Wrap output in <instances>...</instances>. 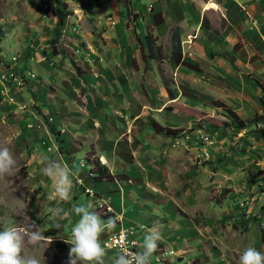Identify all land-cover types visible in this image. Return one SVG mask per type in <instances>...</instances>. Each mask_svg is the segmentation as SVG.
Wrapping results in <instances>:
<instances>
[{"label": "rangeland", "instance_id": "rangeland-1", "mask_svg": "<svg viewBox=\"0 0 264 264\" xmlns=\"http://www.w3.org/2000/svg\"><path fill=\"white\" fill-rule=\"evenodd\" d=\"M57 1L74 12L62 36L66 61L49 52ZM106 2L0 0V72L8 77L0 86V148L8 147L16 161L13 175L0 178V230L35 222L53 238L36 253L40 264H67L71 246L64 240L79 220L71 209L92 202L102 219L118 218L100 237L105 264L117 253L106 247L108 237L126 230L140 251L154 224L161 239L151 264H239L249 246L264 254V139L257 132L264 129V58L246 59L241 39L233 49L220 34L229 28L225 21H208L212 31L205 28L197 40L196 32L183 36L190 64L177 67L164 32L149 26L153 8L130 0L133 16L107 26L109 16L118 21L100 9ZM213 31H220L219 46ZM147 34L161 47L162 75L147 58ZM107 98L124 100L115 125L132 124L134 132L132 140L119 133L115 145L119 158L136 167L131 176L119 167V212L104 197L114 187L102 191L92 180L98 165L114 179L97 155L117 137V130L105 129L111 118L102 119ZM214 101L254 125L225 127L228 119ZM205 125L215 128L209 132ZM157 128L175 131L174 137ZM46 158L59 159L74 174L69 201L47 199L51 181L41 174ZM53 208L69 213L59 230Z\"/></svg>", "mask_w": 264, "mask_h": 264}, {"label": "crops", "instance_id": "crops-1", "mask_svg": "<svg viewBox=\"0 0 264 264\" xmlns=\"http://www.w3.org/2000/svg\"><path fill=\"white\" fill-rule=\"evenodd\" d=\"M73 1V0H71ZM107 2L102 5L100 9L105 10L106 15H112L114 19L118 22H121L123 19L129 17L127 14L126 8L121 4L119 0H106ZM132 4L136 2V5L139 8H143L144 6H148L149 8H153V12L149 17V26L154 30V33L161 31L166 35V39H168L170 50L172 51V31L173 29H178L180 32L181 41L184 35L191 33L193 35L195 32L197 33L196 37H193L197 40L198 35L202 33L205 35L206 31L210 32L211 28L208 25V21L213 23H221V21H225L227 30L225 29L223 32L219 31V33L227 38L228 41L231 42L233 49L238 45V42L241 41L244 43V49L246 56L245 58L248 60H254L257 57V60L260 61V58H264V0H131ZM217 1L214 4L217 6V9H205L206 3ZM107 4V6H106ZM55 4L51 9L53 13V9ZM130 7L132 10V5L130 3ZM54 14V13H53ZM97 10L93 11V17L96 19ZM133 14V10H132ZM205 16V17H204ZM56 19V18H55ZM109 22L103 21L107 26H111L110 21L112 18L109 16ZM203 19H206V22L203 23ZM56 23V20H54ZM113 21V20H112ZM164 25V29H159ZM77 25L75 29L77 30ZM204 27V28H203ZM70 30H72L70 28ZM170 30V32H169ZM212 31V30H211ZM112 31L109 30V33ZM213 39L214 44L218 43L215 39L219 40V33L217 31H213ZM83 36L91 35V32L80 31ZM78 33V34H80ZM149 40L150 44L152 43V48L149 50L147 48L148 60L151 62L152 66L155 67L157 65V70L162 75L164 69L160 66L161 62V47L155 45V43L150 38L149 34L145 36V38ZM256 41V42H255ZM254 43V44H253ZM146 44V39H145ZM204 46V45H203ZM206 46V45H205ZM204 46V47H205ZM63 49L67 52V48L62 46ZM160 47V48H159ZM230 48V47H228ZM223 50V49H221ZM170 51V52H171ZM217 51L213 49L212 54H215ZM224 52V51H223ZM53 57V56H52ZM69 58V53L63 57L62 55L54 56V58ZM31 60V58H30ZM116 62V59H113ZM163 65V63H162ZM247 65V64H246ZM180 65H177V67ZM161 68V71H160ZM111 85V84H110ZM124 101V100H123ZM119 104V100L115 98L105 99L102 107L104 113L102 119L104 120L105 116H109L111 118L112 123L106 124V128H112L117 130L115 141L103 143L102 148L97 151V155L101 160L105 161V166L107 164L108 168L111 170V174L114 176L108 182H101L100 185L102 191H105L111 187H114L115 193H107L105 194V198L107 199V203L116 208L119 212V167L121 168V174H126L127 176H131L136 172V167L131 165L130 163H125L119 158V147L118 150H115V145L119 140V133H122L129 139H133V125L123 124V127L120 128L118 125H115V122L121 123L122 115H116L117 111L125 112L126 106L124 103ZM122 107V108H121ZM110 111V112H109ZM114 112V113H113ZM115 112H117L115 114ZM126 116V115H125ZM126 122H133L134 115L129 111L126 116ZM102 120V122H103ZM137 176L141 177L139 173H136ZM118 177V178H117Z\"/></svg>", "mask_w": 264, "mask_h": 264}, {"label": "clouds", "instance_id": "clouds-1", "mask_svg": "<svg viewBox=\"0 0 264 264\" xmlns=\"http://www.w3.org/2000/svg\"><path fill=\"white\" fill-rule=\"evenodd\" d=\"M16 161L8 147L0 148V178L13 175ZM41 174L51 181V189L47 193L49 201H69L73 189V173L70 168L59 159L46 158ZM54 217L58 220L55 229H61L59 222L69 213L63 209L53 208ZM71 212L79 220L71 229V235L64 242L70 245L67 264H105L106 249L102 246V233L111 232L117 225V217L102 219L99 212L94 210V204L75 205ZM31 221V220H30ZM160 226L154 224L147 230L140 244V251H132L124 243H118V252L111 264H151V257L157 251L158 241L161 239ZM121 233L118 240L123 241ZM52 237H46L44 232L33 221L24 220L14 226L0 230V264H40L36 253L40 249H47ZM134 243V242H133ZM31 253V254H29ZM239 264H264V254L254 247H247L239 257Z\"/></svg>", "mask_w": 264, "mask_h": 264}, {"label": "trees", "instance_id": "trees-1", "mask_svg": "<svg viewBox=\"0 0 264 264\" xmlns=\"http://www.w3.org/2000/svg\"><path fill=\"white\" fill-rule=\"evenodd\" d=\"M76 1V0H73ZM121 2V4H123V6L126 8L127 10V14L129 17H132V10L130 7V0H119ZM53 13L54 16L56 18V23L54 26V35L51 38V40L49 41V52L51 53V55L54 56H58V55H62L63 57H65L67 55V52L65 51V49H63L61 47V43H62V36H63V30L67 25V20L69 17L74 15V12L69 8L68 4L66 2H60L57 1L55 4V7L53 9ZM206 22V19H203V23ZM0 37L2 36V33H0ZM148 37H146V46L147 48H149V50H151L152 48V43L150 44L149 40H147ZM182 41L180 38V32L179 30L173 29L172 31V53L175 55H177L178 59L175 58V64L177 65H183L185 67H188V64H190V61H188L187 59L183 58V52H182ZM222 57V56H220ZM213 105L216 108H219L221 110H223L224 112V117L228 119V122L224 123L225 127H234L237 130H245L246 128H248L251 125H254L255 120H253L252 122H246L244 120H242L239 115L232 110L228 105H226L225 103L222 102H218V101H214ZM257 123V122H256ZM205 130L206 131H211L212 129L215 128V125H205ZM157 130L159 132H163L164 131V135L167 137H174V132L171 129H161V128H157ZM261 134L262 138L264 139V129H261L260 131H257ZM98 167V171L94 172V177H92V180L95 182H102L104 180L106 181H110L111 177H109V173L107 171V169L105 167H100L99 165ZM107 174V176H106Z\"/></svg>", "mask_w": 264, "mask_h": 264}, {"label": "built area", "instance_id": "built-area-1", "mask_svg": "<svg viewBox=\"0 0 264 264\" xmlns=\"http://www.w3.org/2000/svg\"><path fill=\"white\" fill-rule=\"evenodd\" d=\"M110 23H111V25H115L114 21H112V20L110 21ZM7 80H8V77H6L5 74H3V73L0 72V86H3L4 85V82H6ZM86 191H88V190H86ZM107 209H108V211H111L112 210L111 207H107ZM121 233H123L124 236H125V239L123 241L118 240V237H119V235ZM118 243H124V244H126L130 248V250H132V251H138L137 250V248H138L137 241L134 240V238L126 230L120 231L119 233L114 234V235L108 237V239L105 242V245L110 250H113L115 252H118V249L116 247Z\"/></svg>", "mask_w": 264, "mask_h": 264}, {"label": "bare ground", "instance_id": "bare-ground-1", "mask_svg": "<svg viewBox=\"0 0 264 264\" xmlns=\"http://www.w3.org/2000/svg\"><path fill=\"white\" fill-rule=\"evenodd\" d=\"M211 8L217 9V6L214 3H212V2L207 3L206 4V9H211Z\"/></svg>", "mask_w": 264, "mask_h": 264}]
</instances>
